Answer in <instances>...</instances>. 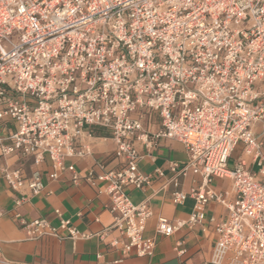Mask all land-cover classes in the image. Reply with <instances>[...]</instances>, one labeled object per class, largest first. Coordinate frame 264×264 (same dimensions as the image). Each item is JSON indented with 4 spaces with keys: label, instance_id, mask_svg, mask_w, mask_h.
<instances>
[{
    "label": "built area",
    "instance_id": "1",
    "mask_svg": "<svg viewBox=\"0 0 264 264\" xmlns=\"http://www.w3.org/2000/svg\"><path fill=\"white\" fill-rule=\"evenodd\" d=\"M148 112L160 118L155 133L143 125ZM95 129L109 133L122 168L82 177L67 161L92 154ZM161 139L185 146L187 162L170 165L172 199L192 198L194 207L187 221L160 218L157 232L201 225L214 201L228 216L209 219L212 263L264 264V0H0V156L32 158L36 167L30 177L1 169L18 205L44 192L39 167L49 159L53 181L69 172L76 184L108 185L114 222L97 236L114 229L120 239L111 245L122 255L151 257V208L134 204L125 188L150 185L135 144L150 149ZM189 173L201 182L185 193L178 178ZM214 178L231 180L234 197L216 194ZM55 213L58 225L16 218L32 240L91 237ZM175 251L187 253L183 242ZM0 264H11L1 246Z\"/></svg>",
    "mask_w": 264,
    "mask_h": 264
},
{
    "label": "crops",
    "instance_id": "2",
    "mask_svg": "<svg viewBox=\"0 0 264 264\" xmlns=\"http://www.w3.org/2000/svg\"><path fill=\"white\" fill-rule=\"evenodd\" d=\"M134 116L140 115L136 113ZM142 122L151 133L161 127L160 118L154 112L144 114ZM8 128L13 130L14 126ZM94 135V139L89 140L92 154L67 161V164L75 165L82 177L89 171L101 173L122 168L121 160L114 155L115 145L109 133L95 129ZM135 146L141 157L138 169L151 176V183L143 190L128 186L125 192L134 204L147 202L151 208L152 217L147 222L144 237L156 240L153 256H139L135 253L122 255L119 249L111 245L115 239H120L119 232L114 229H110L104 239L96 235L111 228L114 222L108 209L110 198L105 192L108 186L106 183L89 184L82 179L76 184L72 182L69 172L53 181L49 178L50 161L46 159L39 167L46 182L44 192L40 196L26 197L18 205L21 196L8 188L1 169L5 166L21 169L26 177H30L36 167L32 158L0 156V246L4 259L11 264H213L217 234L215 225L210 224L209 219L225 220L228 216L226 208L217 202H210L206 208L207 219L201 225L192 229L182 228L170 237L159 234L157 224L160 218L187 221L193 211L192 198H188L182 205L174 204L172 199L176 188L170 165L176 162L183 166L188 160V154L185 146L175 140L161 139L150 149L140 143ZM240 154L241 150L234 153L230 166L232 160V167L236 165ZM157 170L162 171L163 176L158 175ZM178 180L179 189L185 193H189L201 182V178L192 173ZM211 188L216 194H227L230 198L235 195L233 182L229 179L214 178ZM56 210L61 212L62 218L70 220L77 230L91 237L76 240L44 237L32 240L16 218L19 214L28 221L46 219L58 225ZM177 242H183L187 250L183 257L177 256Z\"/></svg>",
    "mask_w": 264,
    "mask_h": 264
},
{
    "label": "rangeland",
    "instance_id": "3",
    "mask_svg": "<svg viewBox=\"0 0 264 264\" xmlns=\"http://www.w3.org/2000/svg\"><path fill=\"white\" fill-rule=\"evenodd\" d=\"M233 163H234V160L231 161V166H230V168H233V167H232V164H233Z\"/></svg>",
    "mask_w": 264,
    "mask_h": 264
}]
</instances>
